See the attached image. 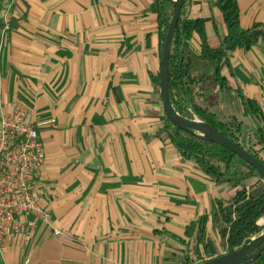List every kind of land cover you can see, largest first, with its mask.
<instances>
[{
	"label": "crops",
	"instance_id": "1",
	"mask_svg": "<svg viewBox=\"0 0 264 264\" xmlns=\"http://www.w3.org/2000/svg\"><path fill=\"white\" fill-rule=\"evenodd\" d=\"M215 2L187 6L190 19L204 21L211 48L225 37ZM237 4L242 29L264 24V0ZM7 12L14 22L0 38V116L21 105L25 121L40 125L45 160L32 192L49 219L7 232L0 264H197L203 218V240L215 251L205 253L220 255L227 228L220 205L240 187L182 162L164 133L154 82L162 49L157 0H12ZM190 47L199 52L198 38ZM222 73L264 118V44L230 54ZM191 88L194 104L226 127L243 134L264 127L210 75ZM258 143L252 153L264 163Z\"/></svg>",
	"mask_w": 264,
	"mask_h": 264
},
{
	"label": "trees",
	"instance_id": "2",
	"mask_svg": "<svg viewBox=\"0 0 264 264\" xmlns=\"http://www.w3.org/2000/svg\"><path fill=\"white\" fill-rule=\"evenodd\" d=\"M157 2L158 27L163 44L171 18V13H168L171 3L169 0H157ZM188 2L189 0L182 7L169 56L168 91L170 102L174 111L187 119L192 118V115L188 113V105H191L194 114L202 122L233 141V135L224 129L223 124L217 122L211 114L194 104L191 87L204 81L210 75L221 92L228 95L234 94L240 98L242 104L246 106L244 114L258 116L264 121L261 111L255 103L245 100L238 89H232L222 73L223 68L228 65L230 54L237 50L249 51L258 43L264 44V24L255 23L248 29H242L237 0H216L214 6L222 17L225 37L220 47L211 48L207 44L204 21L188 17ZM3 10L4 6L0 3V14ZM13 22L14 20L11 19L10 25L7 26L0 19V38L6 26L11 28ZM195 37L199 41V52H195L190 47V42ZM195 72L196 75L194 76ZM154 82L159 86V76L155 77ZM163 120L164 133L170 139L182 162L193 165L214 182H231L234 188L240 187L229 206L222 207L220 205L222 220L227 225L222 236L226 239L228 252L240 249L252 238L260 235L264 230L263 226L258 225L259 220H264V183L255 187L250 183V180L260 178L258 173L226 149L179 129L165 116ZM259 133L264 143V127L259 130ZM253 156L259 159L256 155ZM214 161L223 164L225 170L222 171ZM238 162L243 166L238 165ZM205 222L204 218L197 221L196 242L198 245H203L205 252L215 254L210 241L204 242L202 237ZM190 228L187 229L188 235ZM242 264H264V251L258 259Z\"/></svg>",
	"mask_w": 264,
	"mask_h": 264
},
{
	"label": "built area",
	"instance_id": "3",
	"mask_svg": "<svg viewBox=\"0 0 264 264\" xmlns=\"http://www.w3.org/2000/svg\"><path fill=\"white\" fill-rule=\"evenodd\" d=\"M25 116L21 105L0 116V253L7 232L20 235L27 227L36 226L35 219H49L32 192L45 160L38 134L40 125L27 123ZM258 225L263 226L264 220H259Z\"/></svg>",
	"mask_w": 264,
	"mask_h": 264
},
{
	"label": "water",
	"instance_id": "4",
	"mask_svg": "<svg viewBox=\"0 0 264 264\" xmlns=\"http://www.w3.org/2000/svg\"><path fill=\"white\" fill-rule=\"evenodd\" d=\"M172 11L161 49V61L159 70V92L165 117L179 129L189 132L197 138H203L231 152L244 163L252 167L260 176L252 186L264 183V163L251 155L239 143L230 140L210 125L195 119H187L180 116L172 108L168 91V67L169 56L173 43L175 30L180 18L181 10L187 0H169ZM263 246V247H262ZM262 247V248H261ZM261 248V249H260ZM264 251V232L252 238L246 245L238 250L228 252L199 264H242L246 261L256 260Z\"/></svg>",
	"mask_w": 264,
	"mask_h": 264
},
{
	"label": "rangeland",
	"instance_id": "5",
	"mask_svg": "<svg viewBox=\"0 0 264 264\" xmlns=\"http://www.w3.org/2000/svg\"><path fill=\"white\" fill-rule=\"evenodd\" d=\"M0 3L4 6V10L0 14V19H2L6 24H8V22L10 21V18H9V14H8L7 10L9 9V6L11 5L12 0H0ZM171 11H172V7H171V10H170V13H171ZM188 110H189L188 113H190L192 115L191 119H195V120L201 121V119H199L194 114V110H193V107L191 105H188ZM259 128H260L259 126H258V128H254V126H253V128L250 129L245 134L240 132L236 128V126H234V127L233 126H231V127L230 126H228V127L225 126L224 129L227 130L228 133H231L233 135L234 140H235V141L233 140L234 142L239 143L245 150H247L251 155H253L252 152L258 153L260 151V147H261V145L259 143H258V146H257V142L260 141ZM214 162L216 163L217 166H219L221 168L222 171L225 170L223 164H221L219 162H216V161H214ZM237 164L240 165V166H243L239 162ZM263 228H264V225H263ZM263 232H264V230H263ZM228 250L229 249L227 248V245H225V248L222 247V249L220 250V251H222L220 255L226 254V252H228ZM195 256L196 257H195L194 261H197V262L199 261V263H200L202 261L209 260V259H211L213 257H216V256H219V255H214V256L210 257V256H208L205 253V250H204L203 253H201L199 250H197L196 253H195Z\"/></svg>",
	"mask_w": 264,
	"mask_h": 264
}]
</instances>
